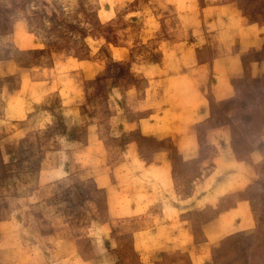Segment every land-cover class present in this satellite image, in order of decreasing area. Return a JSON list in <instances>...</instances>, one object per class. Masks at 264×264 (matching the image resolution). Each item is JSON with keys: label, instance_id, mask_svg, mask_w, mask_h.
<instances>
[{"label": "rangeland", "instance_id": "374dc122", "mask_svg": "<svg viewBox=\"0 0 264 264\" xmlns=\"http://www.w3.org/2000/svg\"><path fill=\"white\" fill-rule=\"evenodd\" d=\"M0 264H264V0H0Z\"/></svg>", "mask_w": 264, "mask_h": 264}, {"label": "crops", "instance_id": "0c3cea01", "mask_svg": "<svg viewBox=\"0 0 264 264\" xmlns=\"http://www.w3.org/2000/svg\"><path fill=\"white\" fill-rule=\"evenodd\" d=\"M238 194H239V193H238ZM239 201H240V202L245 201V200H244V197H242V198H240L239 200L236 201L237 205H238V202H239ZM237 205H236L235 209L237 208ZM221 214H222L221 212H219V213L217 214V216H216L217 220H218V218L220 217ZM216 218H215V219H216ZM210 224H211V223H210Z\"/></svg>", "mask_w": 264, "mask_h": 264}]
</instances>
